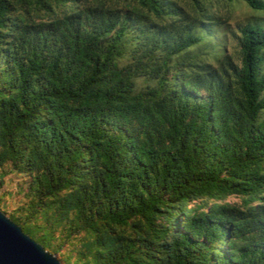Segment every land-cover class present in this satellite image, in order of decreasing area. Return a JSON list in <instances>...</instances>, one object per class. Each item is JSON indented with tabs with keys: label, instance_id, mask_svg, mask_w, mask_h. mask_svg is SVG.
I'll list each match as a JSON object with an SVG mask.
<instances>
[{
	"label": "trees",
	"instance_id": "trees-1",
	"mask_svg": "<svg viewBox=\"0 0 264 264\" xmlns=\"http://www.w3.org/2000/svg\"><path fill=\"white\" fill-rule=\"evenodd\" d=\"M211 1L0 0V167L30 178L9 218L46 250L264 264V24L212 63L189 51Z\"/></svg>",
	"mask_w": 264,
	"mask_h": 264
},
{
	"label": "rangeland",
	"instance_id": "rangeland-1",
	"mask_svg": "<svg viewBox=\"0 0 264 264\" xmlns=\"http://www.w3.org/2000/svg\"><path fill=\"white\" fill-rule=\"evenodd\" d=\"M207 5V13L216 19L213 21L204 19V24L198 29L204 35V40L189 51L198 52L212 63H215V57L228 55L232 58V61L239 64V27L251 21L264 24V9H251L241 1L213 0L208 2ZM2 170L7 172L0 181V210L8 217L11 214L25 216L30 210V197L27 196L30 178L23 172L11 171L9 164L0 167V172ZM226 201L240 203L241 198L230 195L226 198ZM38 222L42 223L43 221L38 219ZM82 235L83 233L80 232L67 236V233L61 235L56 231L53 243L61 245L60 249L57 252L48 251L56 255L62 264L63 257H68L69 264H81L78 261V251L81 249L80 238Z\"/></svg>",
	"mask_w": 264,
	"mask_h": 264
},
{
	"label": "water",
	"instance_id": "water-1",
	"mask_svg": "<svg viewBox=\"0 0 264 264\" xmlns=\"http://www.w3.org/2000/svg\"><path fill=\"white\" fill-rule=\"evenodd\" d=\"M0 264H62L0 210Z\"/></svg>",
	"mask_w": 264,
	"mask_h": 264
}]
</instances>
